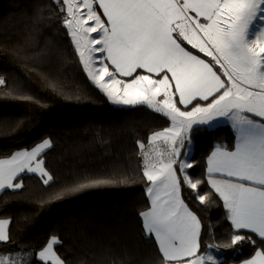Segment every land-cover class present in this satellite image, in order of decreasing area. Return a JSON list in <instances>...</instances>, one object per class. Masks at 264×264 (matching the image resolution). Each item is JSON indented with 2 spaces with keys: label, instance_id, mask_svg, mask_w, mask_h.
Instances as JSON below:
<instances>
[{
  "label": "snow or ice",
  "instance_id": "obj_1",
  "mask_svg": "<svg viewBox=\"0 0 264 264\" xmlns=\"http://www.w3.org/2000/svg\"><path fill=\"white\" fill-rule=\"evenodd\" d=\"M30 14L35 32L63 31L74 63L110 103L144 107L167 121L146 143L136 141L148 199L138 216L158 256L144 264H222L214 251L244 244L251 254L240 264H264V0H31ZM10 55L13 62L29 58L16 48ZM24 66L38 72L48 90L67 100L82 98L58 75ZM0 98L45 106L2 74ZM221 120L231 126L234 148L215 146L204 174L194 177L187 159L194 135ZM23 123L19 118L15 127ZM53 146L44 138L30 149L0 155V194L19 198L27 174L43 185L35 201L41 207L88 189L136 182V173L116 169L84 173L53 188L55 176L44 159ZM7 203L0 200V207ZM217 203L231 231L219 243L210 231L205 244L193 205ZM13 223L0 216V246L18 244ZM16 223L20 230L27 227ZM63 244L51 233L39 251L0 252V264H129L126 255L111 250L93 260L87 253L68 257L59 252Z\"/></svg>",
  "mask_w": 264,
  "mask_h": 264
},
{
  "label": "trees",
  "instance_id": "obj_2",
  "mask_svg": "<svg viewBox=\"0 0 264 264\" xmlns=\"http://www.w3.org/2000/svg\"><path fill=\"white\" fill-rule=\"evenodd\" d=\"M30 10L31 0H0V74L5 75L9 85L26 90L45 106L0 98V155L30 149L50 138L54 146L44 159L55 176L53 188L69 184L84 173L104 175L116 169L130 175L136 173V182L88 189L41 207L35 201L44 191L43 185L38 177L25 175L19 198L10 192L0 194V200L8 201L0 207V216L14 220L12 233L18 241L17 245L0 246V252L10 254L9 247L39 251L49 234L55 233L64 241L59 252L68 257L87 253L89 260H93L111 250L126 255L129 264H144L146 259L156 261L155 246L145 239L138 216L146 209L148 199L136 141L146 143L153 131L167 126V121L144 107L110 103L74 63L71 45L62 43L63 31L45 27L35 32ZM13 48L28 53V60L13 62ZM35 49H39V56L31 55ZM24 64H36L51 75H58L82 98L67 100L48 90L38 81L39 73ZM19 118L24 123L16 128ZM217 145L234 147L231 128L222 126L195 133L187 157L194 163L188 170L194 177L204 174L207 157ZM187 195L185 192L186 198ZM193 207L204 224L205 244L211 239L210 231L216 242L226 241L231 229L222 206L217 203ZM16 222L27 227L20 230ZM214 254L222 264H240L250 256L251 247L244 244Z\"/></svg>",
  "mask_w": 264,
  "mask_h": 264
},
{
  "label": "crops",
  "instance_id": "obj_3",
  "mask_svg": "<svg viewBox=\"0 0 264 264\" xmlns=\"http://www.w3.org/2000/svg\"><path fill=\"white\" fill-rule=\"evenodd\" d=\"M222 126H227V127L231 128V126H230L229 123H227V122L224 121V120H221L220 122L215 123V124L212 126V128H210V129H215V128H217V127H222ZM234 143H235V141H234ZM233 148H234V147H233ZM27 175H32V174H27ZM33 176H36V175H33ZM36 177H37V176H36ZM146 196H147V195H146Z\"/></svg>",
  "mask_w": 264,
  "mask_h": 264
},
{
  "label": "rangeland",
  "instance_id": "obj_4",
  "mask_svg": "<svg viewBox=\"0 0 264 264\" xmlns=\"http://www.w3.org/2000/svg\"><path fill=\"white\" fill-rule=\"evenodd\" d=\"M33 175V174H32Z\"/></svg>",
  "mask_w": 264,
  "mask_h": 264
}]
</instances>
